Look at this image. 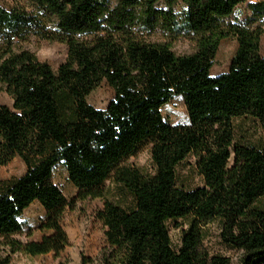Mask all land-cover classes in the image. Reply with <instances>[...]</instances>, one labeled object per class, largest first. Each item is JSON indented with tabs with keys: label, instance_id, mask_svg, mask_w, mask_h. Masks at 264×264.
Listing matches in <instances>:
<instances>
[{
	"label": "trees",
	"instance_id": "1",
	"mask_svg": "<svg viewBox=\"0 0 264 264\" xmlns=\"http://www.w3.org/2000/svg\"><path fill=\"white\" fill-rule=\"evenodd\" d=\"M247 0H25L0 4V167L20 157L26 171L0 181V264L11 255L58 256L68 237L60 224L78 201L104 199L96 218L108 251L101 264H230L204 245V227L241 253L239 264H264V0L247 3L244 22H229ZM165 40H152L155 32ZM31 37L65 43L55 70L23 47ZM191 38L176 54L172 41ZM236 47L226 72L210 74L227 38ZM102 82L113 88L105 108L86 100ZM173 95L188 122L167 123L160 108ZM251 118L254 144L236 138L233 120ZM148 148L152 171L123 165ZM188 158L202 178L189 190L176 170ZM76 189L68 200L52 180L56 164ZM107 182L126 202L107 199ZM38 202L37 241H20L19 218ZM182 220L186 224L175 223ZM180 229L173 248L168 222ZM86 261L83 259L82 264Z\"/></svg>",
	"mask_w": 264,
	"mask_h": 264
},
{
	"label": "rangeland",
	"instance_id": "2",
	"mask_svg": "<svg viewBox=\"0 0 264 264\" xmlns=\"http://www.w3.org/2000/svg\"><path fill=\"white\" fill-rule=\"evenodd\" d=\"M253 0H247L246 3L238 5L235 11L228 18L229 22L242 23L249 14L247 3ZM0 4L6 8L15 7V5H25V0H0ZM264 28V18L261 20ZM151 39L165 40V36L159 31L155 32ZM23 47L33 52L36 57L45 63H48L54 70L66 59L67 47L65 43H59L49 40H41L31 37ZM236 47L235 38H227L222 40L217 51L210 70V74L226 72L228 65L234 54ZM172 49L176 54L190 53L194 50V42L191 38L178 37L172 41ZM260 52L264 55V32L260 40ZM113 88L108 86L106 82H102L94 89L86 98L87 102L96 108H105L113 97ZM12 106V100L4 89H0V105ZM163 119L172 124H186L188 115L184 102L178 95H173L170 101L160 108ZM233 126L236 132V138L244 144H254L259 139V129L257 124L251 118H236L233 120ZM123 165L138 168L140 171L150 173L152 171V162H150L149 149L144 148L134 156L124 160ZM26 171V166L20 157L13 158L4 167H0V181L11 180L19 177ZM178 184L184 189L189 190L196 186L202 185V178L197 175L191 158L176 170ZM52 180L59 187L62 194L71 200L76 193V189L67 178L66 168L58 163L52 171ZM107 195L105 199L111 202H126V194L116 186L113 182H107ZM104 199H87L78 201L73 207L67 208L60 220L67 237L68 246L59 253L58 256L51 254L29 256L21 253L11 255L10 264H101V258L107 253L108 246L105 240V228L97 220L96 214L98 209L102 207ZM44 218V211L40 204L36 201L32 203L19 218L22 230L21 233L15 235L18 240L37 241L43 232L37 230V225ZM175 223L186 227L184 221L178 219ZM170 229V239L173 248H177L180 244V229L174 227V223L168 222ZM219 224L217 220H213L204 227V245L213 255L228 257L230 264H239L241 253L231 249L219 237Z\"/></svg>",
	"mask_w": 264,
	"mask_h": 264
}]
</instances>
